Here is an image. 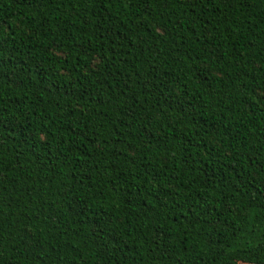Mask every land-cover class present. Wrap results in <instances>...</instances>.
<instances>
[{
  "label": "trees",
  "instance_id": "1",
  "mask_svg": "<svg viewBox=\"0 0 264 264\" xmlns=\"http://www.w3.org/2000/svg\"><path fill=\"white\" fill-rule=\"evenodd\" d=\"M0 264H264V0H0Z\"/></svg>",
  "mask_w": 264,
  "mask_h": 264
}]
</instances>
